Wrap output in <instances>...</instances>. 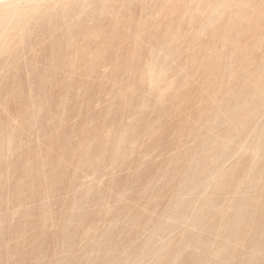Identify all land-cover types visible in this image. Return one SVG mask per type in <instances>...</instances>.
Listing matches in <instances>:
<instances>
[{"label": "rangeland", "instance_id": "374dc122", "mask_svg": "<svg viewBox=\"0 0 264 264\" xmlns=\"http://www.w3.org/2000/svg\"><path fill=\"white\" fill-rule=\"evenodd\" d=\"M86 1L0 29V264H264V0Z\"/></svg>", "mask_w": 264, "mask_h": 264}, {"label": "bare ground", "instance_id": "6f19581e", "mask_svg": "<svg viewBox=\"0 0 264 264\" xmlns=\"http://www.w3.org/2000/svg\"><path fill=\"white\" fill-rule=\"evenodd\" d=\"M48 1L49 0H0V29H3V28H5L6 27V25L8 26L9 24H13L11 21H13V22H16L17 21V23H18V21L20 20V17L22 18V16H24L25 14L27 15L29 12H31V11H33L34 12V14L37 12V11H39L40 10V7H42V6H44L45 4H46V6H49V3H48ZM52 1V0H51ZM71 1H73L74 2V0H53V2H51L52 3V7H54L55 8V6H57L59 3L61 4V3H67V2H70V3H73V2H71ZM79 1V0H78ZM83 1H85V0H83ZM88 1V2H87ZM86 1V3L87 4H84V5H82V3H81V5L82 6H85V5H88V3H89V0H87ZM92 1V0H91ZM183 1H185V0H183ZM193 1V0H192ZM198 1V0H197ZM208 1V0H207ZM212 1H214V0H212ZM229 1V0H228ZM231 1V0H230ZM101 2V1H100ZM114 2V1H113ZM179 2H180V0H179ZM188 2H190V1H188ZM219 2H221L220 0H218V2H217V6H220V4L218 5V3ZM223 2H224V0H223ZM237 2V1H236ZM75 3V2H74ZM85 3V2H84ZM104 3H106V2H104ZM198 3V2H197ZM213 3V2H212ZM212 3H208V4H212ZM239 3V2H238ZM59 4V5H60ZM102 4H103V2H102ZM189 4H191V3H189ZM230 4V3H229ZM235 4V3H234ZM91 5V4H90ZM89 5V6H90ZM61 6V5H60ZM59 6V7H60ZM67 6V5H66ZM69 6H71V5H69ZM173 6V5H172ZM216 6V5H215ZM50 7V6H49ZM62 7V6H61ZM85 7H87V6H85ZM208 7V6H207ZM206 6H205V8H207ZM211 7H212V5H211ZM228 7V5L224 8V9H226ZM47 8V7H46ZM69 8V7H68ZM71 8V7H70ZM80 8V7H79ZM81 8H83V7H81ZM86 9V8H85ZM85 9H83V10H85ZM169 9H171V7L169 8ZM188 9V8H187ZM196 9H197V7H196ZM195 9V10H196ZM210 10H214V7H213V9L212 8H209ZM216 9V8H215ZM223 9V8H222ZM42 10V9H41ZM53 10V9H52ZM60 10V12H61V9H59ZM58 10V6H57V8H56V10H54V11H59ZM69 11L71 10V9H68ZM221 10V9H220ZM49 11H51V10H49ZM186 11V10H185ZM215 11V10H214ZM32 12V13H33ZM64 12H66L67 14H69V12H67V10H66V8H65V11ZM72 12V11H71ZM205 12H207V11H205ZM213 12V11H212ZM59 13V12H58ZM62 13V12H61ZM61 13H59V14H61ZM82 13V12H81ZM218 13H219V11H218ZM33 14V15H34ZM45 14H46V12H45ZM44 14V15H45ZM199 14V13H198ZM219 14H222V13H219ZM31 15V14H30ZM209 15H211V13L209 14ZM32 16V15H31ZM31 16H30V18H31ZM62 16H63V18L65 17L63 14L61 15V17L60 18H62ZM78 16V15H77ZM43 17V16H42ZM166 17V16H165ZM171 17V16H170ZM189 17V16H188ZM24 18H26V17H24ZM30 18H28V20L30 19ZM40 19H41V17H39ZM59 18V19H60ZM62 18V19H63ZM77 19H78V17H76ZM76 18L74 19L75 21H76ZM80 18V17H79ZM167 18V17H166ZM214 18V17H213ZM9 19V20H8ZM73 19V18H72ZM7 20H8V24H6V22H7ZM16 20V21H15ZM25 20L26 19H24V22H25ZM27 20V21H28ZM61 20V19H60ZM59 20V21H60ZM190 20V19H189ZM210 20V19H209ZM63 21V20H62ZM191 21H192V19H191ZM11 22V23H10ZM20 22H21V20H20ZM17 23H15L16 25H18ZM34 23V22H33ZM208 23V22H207ZM14 24V25H15ZM23 24H26V23H23ZM26 25H28V24H26ZM30 25V24H29ZM35 25H36V23H35ZM9 27V26H8ZM11 27V26H10ZM17 27V26H16ZM25 27V26H24ZM23 27V28H24ZM20 28H21V26H20ZM28 28V27H27ZM181 28V27H180ZM6 29V28H5ZM5 29H3V30H5ZM14 29H15V27H14ZM169 29V28H168ZM23 30V29H22ZM25 30V29H24ZM170 30V29H169ZM13 31V30H12ZM11 32V31H10ZM10 32L8 33L7 32V36L10 34ZM21 33L23 32V31H20ZM0 33H1V30H0ZM20 33V34H21ZM172 34H173V31L171 32ZM170 33V34H171ZM22 35V34H21ZM174 35V34H173ZM0 36H2V34L0 35ZM7 36H5L4 35V37L6 38ZM16 36H18V35H16ZM15 36V37H16ZM20 36V35H19ZM14 37V36H13ZM21 37V36H20ZM216 37V36H215ZM214 37V38H215ZM0 39H2V38H0ZM5 40H7V38L5 39ZM228 40V39H227ZM4 41V40H3ZM11 41V40H10ZM23 43V42H22ZM3 46H8V44H10V42L7 40V41H4V42H2L1 43ZM236 44V43H235ZM239 44V43H238ZM14 46V45H13ZM7 49V48H6ZM11 50H12V48H10ZM14 49V48H13ZM3 51H4V49H3ZM12 52V51H11ZM10 52V53H11ZM1 53V52H0ZM9 53V52H8ZM206 54V53H205ZM5 55V54H4ZM208 55V54H207ZM206 55V56H207ZM205 56V57H206ZM221 59V58H220ZM234 69V68H233ZM230 75V74H229ZM232 75V74H231ZM229 77V76H228ZM246 117V116H245ZM253 159V158H252ZM254 160V159H253ZM251 168V167H250Z\"/></svg>", "mask_w": 264, "mask_h": 264}]
</instances>
